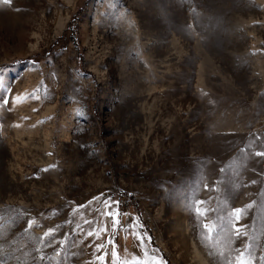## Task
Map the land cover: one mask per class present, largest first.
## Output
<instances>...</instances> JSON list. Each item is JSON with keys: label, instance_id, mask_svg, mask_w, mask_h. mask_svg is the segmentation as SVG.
<instances>
[{"label": "rangeland", "instance_id": "obj_1", "mask_svg": "<svg viewBox=\"0 0 264 264\" xmlns=\"http://www.w3.org/2000/svg\"><path fill=\"white\" fill-rule=\"evenodd\" d=\"M258 150L264 0L0 3L4 264H261Z\"/></svg>", "mask_w": 264, "mask_h": 264}, {"label": "snow or ice", "instance_id": "obj_2", "mask_svg": "<svg viewBox=\"0 0 264 264\" xmlns=\"http://www.w3.org/2000/svg\"><path fill=\"white\" fill-rule=\"evenodd\" d=\"M11 2V0H0V3H3L5 5L9 4ZM4 103H7V101H4ZM244 149H242L243 151ZM257 156H264V151H257L255 153ZM221 171H224V169H221ZM253 183H255V181H253ZM210 191L213 189H209ZM106 203L109 204V215H111V202H107ZM118 205V201L115 202ZM204 201H199L196 200L193 203V210L195 212V214L199 217L201 215H205L207 210L206 209H202L200 207V205L204 204ZM251 207V205L246 206L245 209H235L233 210L230 214L229 217L227 218V223L234 229L235 235L237 237H239L240 235L243 234L242 230L240 227H237L235 224H233V220L238 221L242 214L246 212L247 208ZM72 221L70 220L69 223H71ZM114 223H116L118 225V220L113 221ZM33 226V222L29 221L28 223V228L30 229ZM133 227H135V225H133ZM204 234H203V239L204 241L207 243L210 240L214 241V238L218 235V232L215 231V226L214 225H209V224H205L204 225ZM56 229H49L45 232L44 237L42 239L47 240L48 245H51L52 243H54L53 239H50V237L54 236ZM89 235L92 234L91 229L88 232ZM111 242V241H110ZM98 248L101 246H97ZM250 245L246 246L244 249H236L235 251L237 252V255L235 256L234 259H229V258H225L227 260V264H250V260L252 259V253L249 251ZM59 255V253H58ZM113 255L115 256V251L113 252ZM145 256H150L151 254H149L147 252V250L145 249ZM261 264H264V257H261ZM0 264H4V260L2 258H0ZM125 264H128L127 261H125ZM132 264H140V261L137 259H134L132 261ZM143 264H157V258L154 255H151V259L150 260H144Z\"/></svg>", "mask_w": 264, "mask_h": 264}, {"label": "trees", "instance_id": "obj_3", "mask_svg": "<svg viewBox=\"0 0 264 264\" xmlns=\"http://www.w3.org/2000/svg\"><path fill=\"white\" fill-rule=\"evenodd\" d=\"M73 22H74V18H72V20L68 23L66 30L64 31L62 36L57 40L55 45L61 46L64 42H67L70 39H72V41L75 42V40H74V26H73ZM165 263L167 264L166 261H165Z\"/></svg>", "mask_w": 264, "mask_h": 264}]
</instances>
